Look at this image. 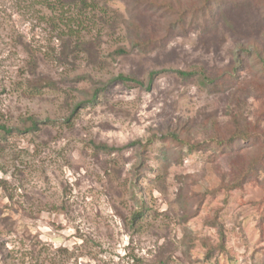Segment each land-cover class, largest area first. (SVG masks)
Returning a JSON list of instances; mask_svg holds the SVG:
<instances>
[{
    "label": "rangeland",
    "instance_id": "1",
    "mask_svg": "<svg viewBox=\"0 0 264 264\" xmlns=\"http://www.w3.org/2000/svg\"><path fill=\"white\" fill-rule=\"evenodd\" d=\"M48 1L0 0V121L12 128L0 133V264H264V164L243 188L208 193L264 149L261 137L221 143L237 102L264 128V98L247 83L264 80L252 54H264V0H221L218 24L176 30L147 54L131 49L125 28L102 34L95 59L68 53L79 6L61 12ZM110 3L127 13L126 0ZM88 13L87 37L96 38L101 24ZM164 13L147 17L158 35ZM120 45L131 52L111 57ZM239 64L232 82L208 86L177 73L200 66L229 76ZM152 70L161 73L149 90L115 82L94 104L79 102L119 73L147 81ZM29 116L38 130L18 132ZM170 130L201 148L161 139ZM153 133L143 150L137 142ZM138 200L148 210L135 223ZM215 210L229 252L208 262L204 243L219 241L208 224Z\"/></svg>",
    "mask_w": 264,
    "mask_h": 264
},
{
    "label": "trees",
    "instance_id": "2",
    "mask_svg": "<svg viewBox=\"0 0 264 264\" xmlns=\"http://www.w3.org/2000/svg\"><path fill=\"white\" fill-rule=\"evenodd\" d=\"M126 1L128 3V15L127 13H122L119 9L113 7L110 3V0H52L48 1V7L52 10L59 9L62 12L65 10L67 5L75 4L79 6L81 14L83 13L84 17L80 23V28L77 30L71 29L74 32H67L66 34V38L69 41H75L74 47L69 49L68 53H87L89 54V57L93 59L97 57V50L99 49L100 44H102V34L113 35L117 33L118 29L125 28L124 30L127 32L125 33V40L129 42L131 49H135L142 54H147L156 49L164 47L172 37L174 31L178 30L180 32H185L188 29L187 26L193 25L195 27L202 26L204 30H208L209 27L218 24L216 17L219 18V16L223 15V8L222 5H220V3L222 4L223 2H221V0H180L178 3H176V0ZM161 10L165 12V18L161 19H165L168 22L163 26H161V22L158 23L160 25V29L163 30V33L158 35L156 30L152 27V20L154 17L150 20L147 17L149 15L155 14L156 12H160ZM88 12H92L94 15L93 19L97 17L100 22L99 24H101L100 27L96 29L98 33L96 38L92 37L89 39L87 37V35H90V32L86 31L87 27L92 23V18L89 16ZM69 44L70 42H67L65 46ZM130 47L128 48L126 45H120L114 50V52H112L111 57L116 59L120 55L129 54L131 52ZM254 49L255 52H252V54L259 58L258 64L261 65V71L264 72V54L262 53V49L258 47H255ZM246 51L251 54L249 48L246 49ZM65 52L67 51L65 50ZM29 64L33 65L34 62L31 60ZM242 69V65L239 64L234 68L233 74L229 76L226 75V72L221 74L219 73L217 75H211L200 66H194L188 70H177V73L184 79L195 78L203 86H208L216 82L222 83V77H228L226 82L229 80L232 82V78H236L234 76L236 72H241ZM160 73V70H152L148 75L147 81L139 79L134 75L119 73L118 75H115L109 82H105L101 85H98L97 83L96 88L87 91L86 97H83L79 102L80 104H85L86 101V103L94 104L106 91L108 85L115 82H122L126 85H129L130 87H141L149 90L154 84L156 77ZM82 77L87 78L86 76H81V78ZM263 81L264 80L262 79H260V81L259 79H254L247 82L249 86L248 90L250 89L251 91L256 92L258 96H262L264 98ZM237 101L238 99H235V103ZM80 104H78L77 107L80 106ZM245 108L246 104L241 101L237 102V104L234 106L231 118L232 127L229 131L231 134L228 137H222L223 140L221 143H233L238 139L245 141L249 139L256 140L257 137H261L264 143V131H262L264 128L261 129V126L257 124L255 126L252 125L253 122L249 121L245 115ZM261 116L264 117V113ZM254 123H259V118H257V121ZM38 128L39 120L29 116L23 120L22 125L17 128V131L20 133H28L34 132L38 130ZM11 131L12 128L0 121V133L9 134ZM156 138H158V134L153 133L151 136H149L145 143L138 141L137 144H140L143 150H146V147L151 145L156 140ZM161 139L170 140L181 147L189 145L192 147V149H199L202 146V143L197 145L190 144L189 140H187L184 136H182V134L175 130H170L165 135H161ZM97 147L109 151L117 149L106 144H100ZM263 159L264 149L259 158H253L242 165H236L235 172L233 173L230 182H224L217 188L208 191V193L214 196L223 188L226 191H231L234 189L243 188L244 185L250 180H256L259 176L260 165L264 164ZM138 168L139 167L135 168L136 178L140 175L137 170ZM2 184L4 185L5 190H7L5 183ZM8 194L13 201V195L11 193ZM138 203L139 207L133 216V222L135 223L136 220L140 216L143 217L148 210V206L144 204L143 200H138ZM219 212L220 210H215L212 221L208 222L209 225L219 228V241L216 244H210L209 242L204 243L205 247H207V252L205 253L204 259L208 262H211L218 253L229 252L227 247L228 238L226 226L223 223V220L220 219ZM160 264H164L162 260L160 261Z\"/></svg>",
    "mask_w": 264,
    "mask_h": 264
}]
</instances>
